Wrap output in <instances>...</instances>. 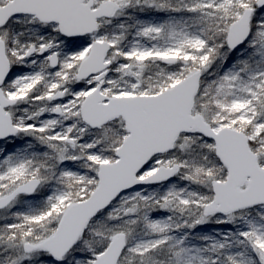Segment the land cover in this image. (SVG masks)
Instances as JSON below:
<instances>
[{"label":"snow or ice","instance_id":"6c2138e0","mask_svg":"<svg viewBox=\"0 0 264 264\" xmlns=\"http://www.w3.org/2000/svg\"><path fill=\"white\" fill-rule=\"evenodd\" d=\"M0 264H264V0H0Z\"/></svg>","mask_w":264,"mask_h":264}]
</instances>
